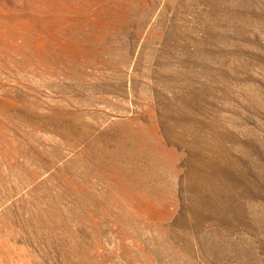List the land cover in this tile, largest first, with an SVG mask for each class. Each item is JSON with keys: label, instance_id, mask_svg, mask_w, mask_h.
<instances>
[{"label": "rangeland", "instance_id": "obj_1", "mask_svg": "<svg viewBox=\"0 0 264 264\" xmlns=\"http://www.w3.org/2000/svg\"><path fill=\"white\" fill-rule=\"evenodd\" d=\"M0 264H264V0H0Z\"/></svg>", "mask_w": 264, "mask_h": 264}]
</instances>
